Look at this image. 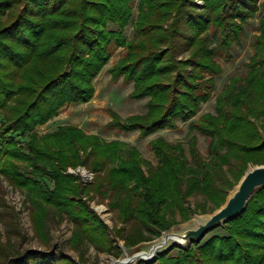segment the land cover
<instances>
[{
  "label": "trees",
  "instance_id": "trees-1",
  "mask_svg": "<svg viewBox=\"0 0 264 264\" xmlns=\"http://www.w3.org/2000/svg\"><path fill=\"white\" fill-rule=\"evenodd\" d=\"M202 1L203 6L196 0H140L134 37L128 39L134 0H0V172L27 191L41 236L52 210L73 221L75 248L88 240L107 252L121 250L118 239L128 246L153 239L177 223V213L186 221L193 213L216 210L250 165L264 164V14L250 70L218 93L215 113L191 120L223 71L208 30L219 31V48L229 50L242 39L259 0ZM113 44L126 49L110 69L113 78L134 83L130 98L149 100L144 115L123 120L112 111L108 125L140 130L146 137L177 128L178 120L189 121L190 160L182 141L153 140L158 162L146 169L148 162L135 146L106 142L81 127L36 132L64 106L93 98L94 80L110 60ZM186 51L189 56L178 59ZM194 131L207 136L208 158L200 153ZM23 141L26 147L19 146ZM78 166L93 171L94 181L83 183L79 174L68 172ZM96 194L110 200L123 223L115 238L84 198ZM197 195L205 201L191 208L189 199ZM224 228L225 234L175 255L169 250L152 264H264V188ZM0 250L2 258L7 249ZM20 256L7 263L76 264L51 252Z\"/></svg>",
  "mask_w": 264,
  "mask_h": 264
},
{
  "label": "rangeland",
  "instance_id": "rangeland-1",
  "mask_svg": "<svg viewBox=\"0 0 264 264\" xmlns=\"http://www.w3.org/2000/svg\"><path fill=\"white\" fill-rule=\"evenodd\" d=\"M139 1L140 0H134L133 16L130 23L125 28V35L128 39L134 37L133 22L139 13ZM196 2L199 6H203L204 4L202 0H196ZM258 5V10L250 18L249 22L245 24L242 39L240 41H235L233 47L229 50L219 48V31L214 35L212 28L208 30L207 34H209L211 46L218 48L216 59L221 65L223 71L221 75L216 77V87L212 90L211 98L207 102L202 103L197 115L191 120L198 122L203 114L215 113L216 97L218 93L227 87L234 76H243L250 70L248 64L255 52L256 37L260 34L259 25L261 17L264 14V0H259ZM109 28L111 30H117V26L113 24H110ZM125 50L124 47H117L113 44L110 60L94 80L95 94L90 101L64 106L60 113L50 119L46 125H39L36 132L39 135H44L57 130L59 126L75 125L81 127L87 134H97L106 142L118 140L126 143L128 146H135L140 151L143 159L148 162L145 165L146 169L151 165H157L158 162L151 146L153 140L164 138L171 143L182 141L184 143L185 154L190 160L191 157L189 154L187 138L189 121L183 122L178 120L177 128L160 129L146 137L140 135V130L124 131L108 125L113 118L112 111L119 114L121 119L124 120L130 115H144L148 110L147 102L149 97L142 99L130 98L134 83L125 81L123 76L114 79L110 71V69L125 54ZM188 56L189 53L186 51L185 53L180 54L178 59L187 58ZM2 117L3 115L0 111V124ZM193 134L197 137V146L200 153L203 157L208 158L207 136L199 131H194ZM27 140H29V138H27ZM26 142L27 141L19 142V146L26 147ZM253 166L255 165H250L249 168H252ZM68 172L79 174L82 177L83 183L94 181L95 173L85 166L69 168ZM48 182L53 186L51 181ZM239 182L229 191L221 206L225 204L227 198L233 192L235 187L238 186ZM84 198L88 200L90 210L95 211L103 222L109 226L108 233L110 237L115 238L114 230L121 227L123 223L118 220L117 212L109 206L110 200L108 198L104 199L98 194L88 198L87 196H84ZM197 201L204 202L205 197L202 195L191 197L188 205L191 208H194ZM214 211L211 212L209 210L206 213H193L186 221H182L180 215L177 213V223L171 228L162 231L159 236L153 239L139 241L131 246L126 245L125 240L118 239L115 244H117L121 250L107 252L96 248L95 245L88 240H83V245L79 249L75 248L72 243L75 226L73 221L67 217L66 213H62V215H59L58 217L52 212V210H50L49 215L45 220L46 236H41L35 228L27 191L11 184L0 172V246L7 249L4 253L5 256L0 258V264H8V259L20 255L24 256L27 255L28 252L34 251L63 254L76 264H113L115 260L131 255L139 249L149 246L151 243L162 237L164 232L178 230L186 225H190L194 223L197 218L210 216ZM226 224L214 228L208 232L202 240H206L216 234H225L226 230L224 226ZM193 244L194 243L190 246H193ZM174 247L159 253L156 260L152 263L157 261L159 255L169 250H171L170 255H175L180 248L187 249L179 246ZM2 252L4 251L0 250V253ZM118 252L121 254L116 256L115 254ZM82 257L85 258L84 261L81 260ZM141 262L146 263L145 261ZM139 263L140 262L137 263L135 261L131 264Z\"/></svg>",
  "mask_w": 264,
  "mask_h": 264
},
{
  "label": "water",
  "instance_id": "water-1",
  "mask_svg": "<svg viewBox=\"0 0 264 264\" xmlns=\"http://www.w3.org/2000/svg\"><path fill=\"white\" fill-rule=\"evenodd\" d=\"M263 188L264 164L255 165L245 172L225 204L210 216L197 218L194 223L178 230L164 232L162 237L149 246L117 259L113 264H131L135 261L137 263L141 261L152 263L159 253L174 246L188 248L192 243L200 242L208 232L242 214L252 195Z\"/></svg>",
  "mask_w": 264,
  "mask_h": 264
},
{
  "label": "crops",
  "instance_id": "crops-1",
  "mask_svg": "<svg viewBox=\"0 0 264 264\" xmlns=\"http://www.w3.org/2000/svg\"><path fill=\"white\" fill-rule=\"evenodd\" d=\"M46 125V124H45Z\"/></svg>",
  "mask_w": 264,
  "mask_h": 264
}]
</instances>
